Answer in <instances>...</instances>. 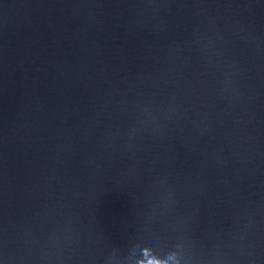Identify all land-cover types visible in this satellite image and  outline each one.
<instances>
[{
	"label": "water",
	"instance_id": "water-1",
	"mask_svg": "<svg viewBox=\"0 0 264 264\" xmlns=\"http://www.w3.org/2000/svg\"><path fill=\"white\" fill-rule=\"evenodd\" d=\"M0 264H264V0H0Z\"/></svg>",
	"mask_w": 264,
	"mask_h": 264
}]
</instances>
